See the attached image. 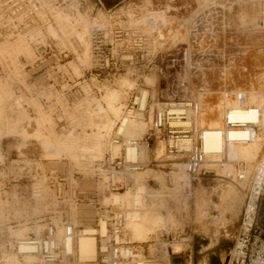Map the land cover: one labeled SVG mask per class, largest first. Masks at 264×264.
<instances>
[{"label": "rangeland", "instance_id": "rangeland-1", "mask_svg": "<svg viewBox=\"0 0 264 264\" xmlns=\"http://www.w3.org/2000/svg\"><path fill=\"white\" fill-rule=\"evenodd\" d=\"M149 17L160 24L152 26ZM118 29L121 38H115ZM186 44L190 63L171 65L167 59ZM162 68L171 70L175 80H165ZM145 77L153 84L147 79L152 84L147 85ZM135 88L149 95L146 133L152 112L173 93L192 95L201 117L216 108L223 94L233 106L237 92L263 114L264 0H123L113 7L98 0H0V264H18L12 257L14 241L31 229L42 230L48 220L62 227L81 209L94 215L105 195L132 188L126 189L125 174L110 176L95 161L109 153L119 117L107 111L106 96L113 95L121 111ZM86 96L95 100L90 107L81 104ZM229 105L221 108L222 127ZM107 118L113 124L103 129L101 120ZM71 131L89 137L88 151L75 158L45 153L43 137L61 138ZM156 137L148 142L151 168H146L145 195L138 205L147 224L133 238L147 235V242L137 243L160 264H168L176 251L178 264H200L204 258L208 264H225L222 256L232 248L248 181L264 153V126L257 128L256 147L247 146L255 153L252 161L228 159L226 167L244 166V187L224 178L219 166L209 168L214 174L190 181L179 174L174 185L170 164L182 160H169L165 146L155 160ZM88 181L95 184H83ZM257 221L264 223V184ZM81 223L77 229L89 222Z\"/></svg>", "mask_w": 264, "mask_h": 264}, {"label": "built area", "instance_id": "built-area-1", "mask_svg": "<svg viewBox=\"0 0 264 264\" xmlns=\"http://www.w3.org/2000/svg\"><path fill=\"white\" fill-rule=\"evenodd\" d=\"M100 30H94V39ZM195 32V31H194ZM115 38H121V29L115 32ZM159 37V36H158ZM121 39H118L120 41ZM198 39L194 37L193 43ZM199 40L197 41L198 44ZM101 43V42H99ZM188 50V51H187ZM190 47L181 46L176 50V54L170 59L171 65L182 61L190 63ZM125 59H129L126 57ZM162 77L167 81H174L175 76L171 70L161 69ZM143 88L132 89L126 106L122 110V117L116 122L113 133L110 136L109 143L119 145L120 151L112 156L107 153L102 160L95 162L105 166V171L113 176L117 173H126L139 170L141 166L138 162L129 158L127 149L137 148L143 141L149 146V140L157 135L165 146V153L169 160H182L184 172L189 178L214 174L212 169L204 166L206 152L203 147L204 128L196 123L201 110L198 102L192 95L176 97L172 94L169 102L163 103V106L152 112L149 122V132L144 139H124L122 128L124 121L129 116L136 113L146 112L149 104V95L143 96ZM238 98V93H237ZM229 109L225 110L223 117V128L228 131L234 127H245L250 123L232 122L229 119ZM180 122V124H176ZM27 171V167H25ZM262 177V176H261ZM224 178L238 182L246 181V170L244 166L236 165L231 171H226ZM123 182V181H121ZM246 188L244 203L241 211V221L232 245V252L228 256L226 264H264V223H259L258 201L263 193V180L253 173L249 179ZM121 186L120 182H117ZM85 195L82 191L79 193ZM84 198V197H83ZM97 205L94 207V215L86 218L92 225L99 228L100 222L106 223V232L96 234V256L93 261L83 264H159L151 260V257L145 254L139 243L131 241L127 235L126 215L124 209L117 205ZM86 220L85 218H83ZM74 225L72 222L64 220L62 222V237L57 238V226L48 220L45 222L42 230L35 234L33 231L24 239L14 241V250L16 254L32 253L37 257V264H82L77 259L70 245L75 240L76 235L82 223ZM22 248V249H21Z\"/></svg>", "mask_w": 264, "mask_h": 264}, {"label": "bare ground", "instance_id": "bare-ground-1", "mask_svg": "<svg viewBox=\"0 0 264 264\" xmlns=\"http://www.w3.org/2000/svg\"><path fill=\"white\" fill-rule=\"evenodd\" d=\"M148 23H151L152 26H155L156 24L159 23V21H157L153 17H149ZM147 79H150L151 83L153 84V79L149 77L144 78L145 83L147 82ZM149 82L148 84L147 83L146 84L152 85V84H149ZM237 93H238V98L236 96L235 100H233V106L231 104V107H230V105L228 104L229 102L227 100L228 96H225L227 94H223L222 97L220 98L221 101L218 102V104L216 105V108L214 107L215 109H213L212 107L209 108L208 106L209 109L207 108L208 110L204 114L205 117H201L199 115L196 119V123L198 122L199 125H202V124L204 125L205 123V125L207 126L204 128V134H203V147L206 152V160H205L204 166L206 168H214L216 170L218 166L223 167L224 174L226 171L232 170V168L230 167L231 164L229 167H226L227 165H229L228 163H231L229 162V160H231L232 162H234L235 160L237 161L246 160V162L253 160L255 153L250 151L251 147L247 149V146L253 144V147H256V144L254 142L256 140L257 128L258 127L260 128L261 125L264 126V113L262 114L263 111H261L258 107L247 106V96L243 94L242 92H237ZM143 96L144 97L146 96V91L143 92ZM94 101L95 100L93 98H89V96H86L83 99V102L81 104L87 107H90V104ZM105 102H106L107 111L109 112V114L114 115L115 117L119 116L118 119L116 120L117 122L122 117V108L124 106L121 108V111H120V107H116L113 95H110L108 97L106 96ZM228 105L229 107H226V109L230 110L229 119L232 122L250 123V124L246 125L243 128L234 127V128L229 129L228 131H225L221 123V115H222L221 108L222 106H228ZM101 121L103 122V129H107L111 126V124H113V122L109 118H107L105 122L103 120ZM144 121L145 119L143 118V114L136 113L134 115L129 116V118H127L124 121L123 128H122V135L124 139H132V138L133 139H144V136L146 135L145 124L147 125L148 123L147 121L145 122ZM115 124H114V127H115ZM176 124H180V122H176ZM203 125L202 127H204ZM88 138L89 137L87 136H83V137L74 136V132L71 131L66 136L61 137V138L52 137V136L43 137L41 140V144L47 155L58 157V156H61L62 154H69L70 158L71 157L75 158V156L77 157L81 156L83 152H86L89 150L86 147L87 140H89ZM156 139H157L156 148L157 150L159 149V152L156 155H154V159L158 160L161 156L164 155V145H163L162 140L158 136L156 137ZM91 141H93V139ZM108 145L110 147L109 151L111 152L112 156L117 155L119 152L118 151L119 145H112L110 143ZM127 153L129 155V158H131L132 161L138 162V165L141 167L139 168V170L130 171L126 173H117V174L119 175L125 174V176L127 177L128 175L131 176L130 178L126 177L125 183H126V189L127 188L130 189L131 185H132V188L125 193H122L121 191L110 192L109 194L105 195L101 199V203L103 205H117L123 208L125 215H126L125 228L127 230V235L129 239L134 242H147L146 240L147 235H142V239H136V238H133V236L139 235L140 229H142L141 228L142 224L143 225L147 224L146 214L142 213V209L138 205L141 202L143 195H145L143 194L145 187H146L144 185V182H145L144 176L146 172L148 171L146 168H151L147 166V163L149 161V158H148L149 147L146 145V142L143 141L141 144H139L137 148L127 149ZM222 155L226 159L225 160L226 162L222 160ZM226 155L228 158L226 157ZM92 156H87V159L91 158ZM170 165H171L172 170L169 173L171 175V180L174 183V185L177 181L176 179L177 175L179 174H183L184 177L188 178L190 181V178L184 172L183 163L178 162V163H172ZM254 173L258 176L259 179L261 178L263 180L264 153L262 154L260 160L257 162L255 169H254ZM113 177L120 179L121 176H117L116 174H114ZM158 179H160L158 180L160 185H163V177L160 176ZM83 184L92 185L95 183L88 181V182H84ZM240 184L242 185L243 183L241 182ZM98 188L101 189L100 184L98 185ZM120 197H121V200H123L124 205L128 207H125L123 203L118 200V198ZM129 206H132V207H129ZM77 213H78V215H76L77 218L74 217L75 212L73 214L70 213L71 217L73 218L72 223L75 226L77 225L76 221H79V222L88 221L86 218H89L92 216L91 209L90 210L81 209ZM74 218L76 219L74 220ZM83 218H85L86 220H84ZM31 230L35 234H38V232L40 231V229L38 228L37 229L33 228ZM105 232H106V223L103 221L100 222L99 228H94L90 226V224L88 223L84 228L80 229L79 233L76 235L75 240L72 241L70 245L72 251L76 254L77 259L79 260L80 263L82 264L88 263L95 259V256H96V237L95 235L98 233L103 235ZM62 233H63L62 227L57 226V238L59 240L62 237ZM26 236L20 239H24ZM231 252H232V248L228 255L222 256V260L225 262V264L227 263L228 256L230 255ZM12 257L15 259L13 260L14 263L17 262L18 264H37V257L36 255L32 253H25L21 255L14 253V256ZM85 257H92V259L89 260L90 259L89 258L88 260L84 261L83 258ZM81 258L83 260H81ZM161 264H163V261H161ZM200 264H208L207 259L205 258L202 259Z\"/></svg>", "mask_w": 264, "mask_h": 264}, {"label": "crops", "instance_id": "crops-1", "mask_svg": "<svg viewBox=\"0 0 264 264\" xmlns=\"http://www.w3.org/2000/svg\"><path fill=\"white\" fill-rule=\"evenodd\" d=\"M100 3H105L108 5V7H113L115 5H118L123 0H98ZM176 256L174 257H168V264H178L180 261V258L177 256L178 251L175 252Z\"/></svg>", "mask_w": 264, "mask_h": 264}]
</instances>
